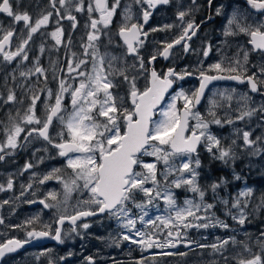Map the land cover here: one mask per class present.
Here are the masks:
<instances>
[{"label": "snow or ice", "instance_id": "obj_1", "mask_svg": "<svg viewBox=\"0 0 264 264\" xmlns=\"http://www.w3.org/2000/svg\"><path fill=\"white\" fill-rule=\"evenodd\" d=\"M246 2L251 9L264 14V0H246ZM21 3L22 0H0V14L11 18L12 25L22 24L23 26L20 30V42L15 50L10 49L13 37L17 35V29L11 25L7 29L0 27V33H2L0 35V57L8 63L17 60V58H20L21 63L29 60L26 51L29 42L32 41L36 33L49 25L54 15L52 11H47L38 14L34 19L28 11L22 10ZM49 3L59 20L71 21L73 29L77 27V18L72 14L73 11L82 13L86 10L89 14L90 23L86 24L85 27L90 28L91 31L87 34L88 43L83 45L85 49L83 55L91 57V72L81 70L83 65L89 63L87 59L70 60L67 64L68 73L75 72L77 77H83V79H79L78 86L73 87L70 92L63 79L59 81V90L55 94L51 89H47L48 98L50 100L54 98V103H45L43 119L36 112L40 95L38 92H33L29 97L31 102L23 114L21 115L19 110L16 112L19 122H17L16 117L9 116V124L3 129L6 139L0 143V153H4L6 149L15 150L20 146L21 134L26 131L23 125L39 126L27 130L24 140L26 141L34 133L37 134L57 149V154L60 157L66 158V166L71 169V176L68 180L56 175L60 169H54L52 173L45 175L39 183L43 184L55 178L63 185L65 200L69 194L77 189L86 191L89 199L82 201L87 207L77 209L74 214L65 215L61 213L55 221L57 227L54 230L49 224H44L39 230L33 227L39 220V216L29 219L21 225L13 226L25 231L26 239L10 238L0 243V260H3L8 254L17 252L32 240L50 238L58 244H63L65 241L62 231L66 222L72 225V232H76L77 227L87 230L90 227L89 223L77 225V221L105 213L115 217L118 221H122L123 227L133 231L135 236L140 238L139 240L129 235H123L122 239L130 241L132 244H139L142 250L154 247L172 249L180 243L191 249L194 242L186 240L187 230L193 228L207 229L210 226L227 229L229 225L223 221L213 220L210 215L199 214L201 212L209 213L214 205L204 203L205 190L197 183L199 173L196 171L200 168L201 161L198 156L193 160L192 156L198 152V148L203 144L213 159L220 160L225 164L234 161L237 158L234 148L231 145L223 146L221 140L209 130L212 124L222 126L224 122L232 124L234 121L229 118L222 122L217 117L215 109L223 105L216 100L211 101L208 110V116L211 119H206L194 109L200 104L208 85L217 80H233L247 84L251 93L264 96V63L253 65L257 71L252 72L251 75L248 74L251 53H259L264 57V20L245 23L243 20L246 18L233 13L227 21L223 35L225 37L246 36V44L250 45V48L238 46V50L232 57H223L207 70L199 69V87L190 95L181 90L171 97V102H166L165 97L169 89L173 88L176 80H183L185 76L193 75V73L187 71L177 73L174 69L169 68L166 73L160 74L153 68L150 71L148 83L141 89L137 85L138 76L129 74L130 68L136 69L137 64H132L129 67L122 57L109 56L108 53L102 55L99 52L96 42L100 40L102 34H105L103 29H108L111 26L121 0H112L111 4L109 0H91L86 9L83 0H76V2L74 0H49ZM134 3L140 6L142 23L132 22V9L131 6H127L124 8L125 23L119 27L117 35L126 46V55L134 56L138 60V71L145 72L148 69L145 67L143 57L139 54L140 48L143 47L149 35L144 30V25L148 24L156 8L169 5L171 0H134ZM192 3L195 4L196 0H192ZM57 4H59V8H57ZM60 9H64L63 14ZM190 11H178L179 25H165L162 29H151L155 32L179 27L180 33L172 41L164 43L162 49L150 57L149 64L157 59V55L162 56L165 60L169 59L172 55L171 50L177 45H181L184 52L189 51L188 42L196 36L199 30V25L193 19H185L186 16L190 15ZM93 13L98 14V16L94 17ZM216 14H221L220 9H217ZM59 20H57L58 25ZM24 30H26V34ZM50 35L57 46L63 43L64 29L62 27L58 26ZM68 44H71L70 37ZM210 51L211 46L204 49L203 56L208 57ZM40 52H44L43 46L40 47ZM72 56L75 57V53H72ZM106 58L107 69L105 68ZM226 60L228 61L227 64L225 63ZM118 61L124 63L125 66L116 67L115 64ZM53 68L55 71L54 66ZM37 74L45 78L46 84V70L40 66L38 58L34 68L27 72H20L22 77H31ZM53 78H56L55 75ZM117 78L122 79L117 82ZM121 84L127 86L126 96L131 103V108L125 106L124 96L113 91L120 88ZM66 93L70 95L72 108L67 117L62 114L65 112L64 98ZM220 95L223 100L228 102L227 106L230 108L233 96L224 93ZM0 100L3 101V104H23V100H18L15 92L11 90L6 97H0ZM177 100L183 101L182 107H177ZM250 102L251 97L246 93L239 97L238 108L236 109L239 112L236 117L237 120L243 121L245 118H251L257 112L264 114V104L258 107H249ZM165 103L166 107L162 108L161 106ZM157 112L161 118L154 120L153 117L157 115ZM54 119L58 120L63 128V131L58 133L60 137L58 142L54 141L49 133ZM190 120H194L195 124L190 125ZM250 137L249 131L242 132L243 145L241 147L253 148L258 140L264 139L257 137L254 140ZM235 144L236 141L233 140L232 145ZM260 151V148H256L251 154L256 155ZM144 156L155 157L156 161L163 162L166 166L165 181L168 175L179 174L171 182L172 185L175 188L187 186L189 191L198 194L200 203L186 200L185 207H177L170 192L162 194L159 190L160 181L157 179V164L144 162L142 159ZM174 157L185 159L179 167H173L171 161ZM3 159L4 155H0V160ZM31 167V164H26L24 171ZM138 168L143 169V171H138ZM235 179L239 180L240 176L236 175ZM149 183L154 187H147L146 185ZM223 183L224 180H221L220 183L211 184V191L215 193ZM31 187V184L27 185V188L30 189ZM12 188L13 181L11 179L8 180L6 188L4 185H0V191L11 190ZM23 194L22 192L21 195ZM138 194H142L146 199L138 201ZM252 195L253 191L250 188L239 193L240 197L246 198ZM161 197L171 210L170 214L166 217L157 216L155 219L146 221L145 217L148 216V212L144 209L152 204L154 199ZM49 199L56 201L57 194L51 192L45 199L39 200V203L46 209L56 207V205L47 202ZM34 202L28 201V203ZM8 203V200L3 201V204ZM223 203L226 205L228 201H223ZM129 205H134L135 208L141 210L142 215L139 216V221L142 225L151 228L150 233L136 229L137 220L131 218ZM232 207L240 209L239 216L232 218L241 226L244 225L247 216L241 208V200L237 198ZM243 207H247V202L243 204ZM200 221L205 222L200 223ZM3 223V218H0V224ZM161 235L165 236L163 241L159 239ZM261 237H264V233H261ZM230 244L241 246V250L234 257L236 264H264V239L257 240V244L261 248L259 253H254L246 241H237L233 237L211 245L197 244L196 246L199 248L210 247L214 252L222 255ZM245 252L249 253L247 258L243 255ZM161 254L165 256L188 255L186 252L174 253L171 251ZM63 259L64 257H61V260ZM86 259L88 264H94L92 257ZM49 264H54V262L50 260Z\"/></svg>", "mask_w": 264, "mask_h": 264}, {"label": "flooded vegetation", "instance_id": "obj_2", "mask_svg": "<svg viewBox=\"0 0 264 264\" xmlns=\"http://www.w3.org/2000/svg\"><path fill=\"white\" fill-rule=\"evenodd\" d=\"M76 2V0H74ZM85 9L91 0H83ZM112 3V0H109ZM131 6L133 21L142 23L140 15V6L134 3V0H121L120 7L117 9L116 15L113 18L112 24L108 29H103V33L99 41L96 42L99 47L100 54L108 53L109 56L122 57L126 61L127 66L137 64L136 69L129 71L130 75H137V85L143 89L148 83L151 69H155L158 73H166L169 68L174 69L177 73L184 71L193 73V75L185 76L183 80H176L171 88V91L165 98V101L170 98L178 90L187 91L190 95L199 87V69L207 70L212 64L220 61L223 57H232L238 50V46L250 48V45L246 44L247 37L243 35H237L235 37H225L223 35L225 28L227 27V21L233 15L237 13L244 18L243 22L253 23L259 20H264V14L251 9L247 5L246 0H196L193 4L192 0H171L169 5H162L153 11L152 17L149 19L148 24L144 25V30L149 33L143 47L140 48V56L143 57L145 67L148 71H138V60L134 56L126 55V46L123 44L122 39L117 35L119 27L122 26L124 21V8ZM22 10H26L30 15L35 17L47 11L54 13L50 20L49 25L46 28H42L40 32L33 36L32 41L27 46V53L29 60L20 62V58L8 63L3 61L0 57V97H6L11 90L15 92L18 100H23V104H3L0 100V143H3L6 139L3 129L9 124V116L16 117V112L19 110L21 115L26 107L30 104L29 97L33 92H38L40 100L37 102L36 112L42 119L44 117V105L45 103H54V98L49 99L47 95V89H51L53 94L59 90V81L63 79L66 82V86L69 87V92L73 87L78 86V80L83 77H77L75 72L69 74L67 64L70 60L79 61L81 59H87L88 64L82 66L81 70L91 72V57L84 56V47L88 43L87 34L91 31L90 28H86L85 25L89 24V14L85 12L77 13L73 11V15L77 18V27L73 29L71 27L72 22L67 19L59 20V17L55 15V10L51 8L49 0H22ZM59 8V4H57ZM217 9H220L221 14L217 15ZM190 11V15L185 19H193L199 30L195 37L189 41V51L184 52L181 45L175 46L171 51L172 55L169 59L165 60L162 56L157 55V59L151 64L148 63L150 57L157 54L162 46L166 42L172 41L180 33L179 27H173L170 30L163 31H151L153 28H164L165 25H179L177 20L178 11ZM63 14L64 9H60ZM94 17L98 14L93 13ZM59 20V25L57 24ZM13 26L17 29V35L13 37L12 47L10 50H15L20 42V30L22 24L12 25L11 18L4 14H0V27L7 29L9 26ZM64 29L63 43L59 46L55 44V41L51 38L50 33L55 31L57 27ZM26 34V30H24ZM2 35V33H0ZM71 38V44H68V38ZM111 40V43L109 41ZM227 41V43H225ZM44 47V52H40V47ZM211 46V51L208 57L203 56V50ZM91 52V49H89ZM75 53V57L72 56ZM37 58L39 64L46 70L47 83L45 84V78L43 76L32 75L31 77L20 76L21 71L27 72L29 69L34 68ZM227 60L225 63L227 64ZM264 63V57L259 53H251L250 62L248 65V74L257 71L253 65H259ZM55 67V71L54 68ZM116 67H124L125 64L116 62ZM107 69V58L105 63ZM215 74V73H210ZM55 75V79L53 76ZM14 77V78H13ZM112 78V77H110ZM122 78H117V82ZM235 89L238 91H245L255 102H261L264 104V96L258 93H251L247 84H241L233 80H217L210 83L207 90L204 93V97L199 106L195 107L194 111H202L207 105L208 99L215 90L220 89ZM43 90V91H40ZM120 96L125 97V106L131 108V103L127 99L126 92L127 86L121 84L120 88L113 90ZM182 102L177 103V107H182ZM165 104L161 107L163 108ZM65 112L62 113L67 117L71 112L70 95L65 94L64 98ZM234 111H237L233 108ZM235 114V112H234ZM220 116V115H219ZM206 119H211L208 115L204 116ZM226 117V116H225ZM159 113L153 117L154 120H158ZM234 118V116H232ZM19 122V117H16ZM226 121L229 118H221ZM250 119L249 124H246V120ZM245 118L243 121H236L238 126H244L246 129L251 128L253 136H264V114L257 112L251 118ZM190 125H194V120H190ZM229 124L225 123L224 128L229 129ZM25 127V133L21 134L20 146L15 150L6 149L4 153V159L0 160V185L7 186L9 179L13 181V188L11 190L0 191V218H3L4 223L0 224V243L5 242L7 239L16 238L24 240L26 239L25 231L20 228H15V225H21L25 221L39 216V220L33 227L39 230L44 224L51 225L54 230L57 225L55 223L57 217L63 213L65 215H72L74 212L87 205H81V195L79 190L73 193L70 199L65 200V192L63 185L55 178L46 181L41 184L39 181L45 176L53 172L54 169H60L56 175L62 176L65 180V166L66 158L60 157L57 154V149L53 148L47 141L39 137L37 134H33L24 140L27 130L32 127H39L37 125H23ZM210 129L215 128L216 125H210ZM63 131L62 125L58 120L54 119L52 126L49 129V133L53 140L58 142L60 137L58 133ZM203 146L198 148V152L193 154L194 157H201L203 153H200ZM10 153V154H9ZM205 156V153H204ZM213 164L215 167L225 168V163L214 159ZM26 164H31L32 167L27 171H24ZM138 168L137 170H139ZM216 174L225 171L222 169L215 170ZM31 184L29 189L27 185ZM227 186V185H226ZM229 187V186H228ZM227 187V188H228ZM231 190V189H230ZM24 193L21 195V193ZM54 192L57 194V200H47L48 203L56 205V207L46 209L39 200L45 199L49 193ZM141 194H138L137 200L140 201ZM89 199L85 197V200ZM8 200V204H3V201ZM28 201H35L34 203H28ZM114 217L105 214H100L93 217L84 218L77 221V225L82 223H89L90 227L85 230L82 227H77L76 232H72V225L65 223L63 225L62 235L64 237V243L58 244L56 241L50 238H43L46 243L39 245H32L22 251L8 254L0 261V264H8L10 260L16 258H22L28 253L35 251H43L46 253L47 258L44 260V264H49V261H53L54 264H81L83 258L92 257L94 264H135L131 262V258L116 260V261H104L98 260L91 253L92 241L91 233L102 229L109 231L113 227ZM42 239V238H41ZM42 239V240H43ZM33 241V240H32ZM40 243V242H39ZM95 248V246L93 247ZM70 253V255H69ZM68 256V260H66ZM61 257H64L61 260ZM88 264V261L86 259Z\"/></svg>", "mask_w": 264, "mask_h": 264}, {"label": "rangeland", "instance_id": "obj_3", "mask_svg": "<svg viewBox=\"0 0 264 264\" xmlns=\"http://www.w3.org/2000/svg\"><path fill=\"white\" fill-rule=\"evenodd\" d=\"M235 89H220L212 92L211 97L207 101L206 107L202 111H198L203 117L208 115V110L211 106V101H218L222 107H218L215 109L218 118H231L234 123L229 124L228 128H225L222 132L224 125L226 122L222 124V126L216 125L215 128L209 129L213 135H216L220 140L223 146L231 145L236 154L237 158L234 161H229L225 164V168L215 167L213 164V157L209 154L203 144V148L200 153H203L201 157H199L201 161L200 168L196 169L199 173L197 177V183L200 187L205 190V198L204 203H211L214 207L210 210L209 213H199L200 215H210L213 220H220L224 223L228 224L229 227L227 229L222 227H209L207 229H189L187 230L186 240H191L194 243L191 246V249L185 247L183 243L178 244L176 248L172 249H160V248H152L147 250H142L139 244H132L130 241H125L122 239L123 235H129L134 239L139 240L140 238L135 236L133 231H129V229L123 227V222L118 221L115 217L113 219L114 225L110 228L109 231H104L102 229H98V231L91 233V238L93 244L91 246V253L98 260L104 261H116L120 259L131 258V262L135 264H177L178 262L187 261L188 264H193L194 262H198V260L204 261L206 264L216 263L222 260V264H236V259L234 258L238 251L241 250V246L239 244L233 246L228 245L227 249L221 255L220 253L214 252L210 247L199 248L197 244L211 245L213 243H218L220 240L227 239L229 237L235 238L237 241H246L249 246L252 248L254 253L261 252L260 246L257 244L258 239H264L261 237V233H264V139L258 140L257 144L253 146V148H243L242 141V132L249 131L252 133L251 128L246 129L244 126H238L236 121V117L239 115L238 111H234V109L238 108L237 101L239 97L243 94H247L245 91H238ZM181 91L178 90L177 92ZM184 91V90H183ZM175 92L173 95H175ZM188 94L187 91H184ZM221 93L231 94L233 99L231 101V107L227 106L228 102L223 100L221 97ZM171 95L167 102H171ZM249 96V95H248ZM182 102V100H177L176 103ZM261 102H255L251 99L249 103V107H258L261 105ZM163 107H166V103ZM235 112V114H234ZM220 115V116H219ZM226 116V117H225ZM234 116V118H232ZM161 117L159 116L158 119ZM247 119V118H246ZM222 120V119H221ZM223 122V120H222ZM250 119L246 120V124H249ZM195 124V121H194ZM215 125V124H213ZM211 128V127H210ZM239 130V131H238ZM257 137L264 138V136H253L251 135V139H256ZM235 140L236 144L232 145V141ZM256 148H260L261 151L252 155ZM205 153V156H204ZM196 157L192 156L194 160ZM144 162L147 163H156L158 174L157 179L160 181L159 190L161 193L170 192L173 196V199L176 201V205L179 208L185 207L186 200H192L194 203H200V199L198 194L193 193L187 189V186H181L180 188H175L172 185V181L178 177L179 174L168 175L167 180L165 181V173L166 166L162 161H156L155 157L144 156ZM183 157H174L172 158L173 167H179L180 163L184 161ZM222 169L225 171L217 173L215 170ZM138 171H143V169H139ZM187 175V174H185ZM239 175L240 179H235V176ZM65 176L66 179H69L71 176V169H68L65 166ZM221 180H224V183L221 184L215 193H213L210 189V185L213 183H220ZM227 185V186H226ZM149 188L154 187L152 184L146 185ZM229 186V187H228ZM228 187V188H227ZM252 189L253 195L251 197H240L239 193L246 190ZM231 189V190H230ZM73 191L68 195L67 199H70L73 195ZM81 195V205H83L82 201L85 200V197H88V193L84 190H79ZM142 195V194H141ZM239 198L241 200V208L247 216L244 225H240L234 220L233 216H239L240 209L233 208V202ZM145 197H140L141 200H145ZM223 201H228L225 205ZM247 202V207L244 208L243 204ZM130 208V216L133 219L137 220L136 229L143 231L145 233H150L151 228L145 225H142L139 221V216L142 215L140 209L134 207V205H129ZM145 211L148 212V216L145 217V220L155 219L157 216H168L170 214V209L164 203L163 198L154 199L153 203L148 205ZM205 221H200V223H204ZM161 241L165 239V236L161 235L159 237ZM95 246V248H93ZM186 252L187 256H165L162 255V252ZM46 253L43 251H35L32 253H28L22 258L16 260H10L8 264H44V260L47 258L45 256ZM244 257L247 258L249 253H243ZM227 257V260H225ZM66 260H68V256H66ZM81 264H87L86 258H83Z\"/></svg>", "mask_w": 264, "mask_h": 264}, {"label": "water", "instance_id": "obj_4", "mask_svg": "<svg viewBox=\"0 0 264 264\" xmlns=\"http://www.w3.org/2000/svg\"><path fill=\"white\" fill-rule=\"evenodd\" d=\"M209 85H210V84H209ZM209 85H208V86H209ZM207 88H208V87H207ZM206 90H207V89H206ZM206 90H205V91H206ZM170 91H171V89H169V92H170ZM169 92H168V93H169ZM167 95H168V94H167ZM167 95H166V96H167ZM165 98H166V97H165ZM202 99H203V98H202ZM202 99H201V101H202ZM200 103H201V102H200ZM199 105H200V104H199ZM199 105H197V106H199ZM197 106H196V107H197ZM42 239H43V238H42ZM42 239L30 241L29 243L25 244L23 248L19 249L17 252L22 251V250H24V249H26V248H28V247H30V246H32V245H39V244H42V243H46V241H45L44 239H43V240H42ZM39 242H40V243H39ZM15 253H16V252H15ZM0 261H1V260H0Z\"/></svg>", "mask_w": 264, "mask_h": 264}, {"label": "trees", "instance_id": "obj_5", "mask_svg": "<svg viewBox=\"0 0 264 264\" xmlns=\"http://www.w3.org/2000/svg\"><path fill=\"white\" fill-rule=\"evenodd\" d=\"M177 264H188V262L183 260L182 262H178ZM193 264H206V263L202 260H198V262H194ZM209 264H222V260L216 263H209Z\"/></svg>", "mask_w": 264, "mask_h": 264}]
</instances>
